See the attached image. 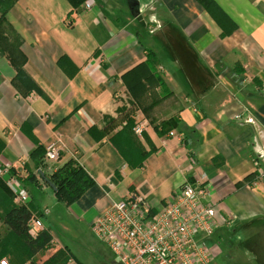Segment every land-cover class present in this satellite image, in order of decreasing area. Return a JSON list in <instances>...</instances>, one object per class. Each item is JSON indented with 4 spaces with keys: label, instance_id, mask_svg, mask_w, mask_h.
<instances>
[{
    "label": "crops",
    "instance_id": "crops-1",
    "mask_svg": "<svg viewBox=\"0 0 264 264\" xmlns=\"http://www.w3.org/2000/svg\"><path fill=\"white\" fill-rule=\"evenodd\" d=\"M86 1L17 0L0 25V165L24 178V164L36 171L37 145L61 143L59 160L43 173L76 155L94 184L63 206L74 225L90 228L131 191L158 208L185 179L205 176L207 202L229 221L207 240L211 254L226 264H264V178L256 167L264 171V0H211V11L198 0H91L88 10ZM92 64L99 68L89 73ZM20 69L30 84L15 80ZM129 119L147 122L136 137L153 148L136 169L109 140ZM168 119L178 124L173 137L157 130ZM20 184L29 194L30 183ZM31 206L48 212L51 229L48 207ZM51 235L55 249L83 264Z\"/></svg>",
    "mask_w": 264,
    "mask_h": 264
},
{
    "label": "built area",
    "instance_id": "built-area-1",
    "mask_svg": "<svg viewBox=\"0 0 264 264\" xmlns=\"http://www.w3.org/2000/svg\"><path fill=\"white\" fill-rule=\"evenodd\" d=\"M93 1H86L85 9H92ZM91 69V67H93ZM99 65L87 68L89 73ZM236 120L254 124L252 118L239 115ZM147 122L135 121L133 132L142 137ZM176 134L170 132L169 136ZM64 146L53 143L45 148L42 165L36 169L37 181H42L43 167L60 158ZM77 160L76 155H72ZM264 161V153H258ZM260 177L264 171L256 161ZM10 165H0V177L7 183L14 196V203L25 205L30 201L26 189L10 173ZM209 188L207 178L185 179L169 200L158 208L151 207L137 191H131L118 202L110 203L108 209L93 221L91 229L114 255L119 264H215L207 240L217 228L228 224V219L207 202ZM48 214L44 211L42 215ZM42 217H33L28 223V234L36 238L46 229ZM0 264H9L6 259ZM67 264H79L70 257Z\"/></svg>",
    "mask_w": 264,
    "mask_h": 264
},
{
    "label": "trees",
    "instance_id": "trees-1",
    "mask_svg": "<svg viewBox=\"0 0 264 264\" xmlns=\"http://www.w3.org/2000/svg\"><path fill=\"white\" fill-rule=\"evenodd\" d=\"M16 1L0 0V25L5 22L7 12L13 7ZM84 1L75 0L73 5L78 6ZM198 1L206 10L211 11V0ZM151 61L154 60L151 58ZM151 74L154 76L153 72ZM15 80H25V82L31 83L29 76L23 69L18 70ZM177 126L178 124L175 119H168L167 121L161 122L159 127L157 126V130L160 135H164ZM133 127L134 121L129 119L122 129L112 135L109 140L119 150L129 167L136 169L143 166V162L153 151V148L150 147L149 151L145 150L144 146L134 134ZM89 132L93 136L97 134L98 140L103 135L101 132L96 131L95 128H90ZM29 137L35 141L31 135ZM147 143L148 145L150 144L149 142ZM2 149L3 143L0 141V153ZM44 154L45 148L37 145L30 156L33 162V168L38 169L42 165ZM24 168L27 170V176L24 178L16 176L12 167L10 173L13 177L17 178L19 183H30L40 188L41 186L35 174L27 164H24ZM40 175L46 185H53L55 197L66 207L76 202L94 184L93 180L82 169L79 162L73 158L66 160L52 174L44 175L43 173V175ZM31 202L29 201L25 205L15 204L11 189L0 177V260L8 258L10 264H66L70 258V253L66 247L63 249H55L51 229L48 224L45 223L46 229L41 231L36 238H32L28 234V223L30 220L33 217L43 216L41 212L32 208ZM50 250H55V252L42 260Z\"/></svg>",
    "mask_w": 264,
    "mask_h": 264
},
{
    "label": "rangeland",
    "instance_id": "rangeland-1",
    "mask_svg": "<svg viewBox=\"0 0 264 264\" xmlns=\"http://www.w3.org/2000/svg\"><path fill=\"white\" fill-rule=\"evenodd\" d=\"M40 189L33 184L27 185V190L32 199L31 204L48 207L50 211L48 218L51 222L52 232L57 235L64 245L69 247L71 253L78 260L83 264H119L114 255L98 240L89 226L74 225L67 215L66 208L63 204L58 200L49 198L52 194L50 188L44 187L46 194ZM210 253L214 252L210 250ZM212 256L216 264H222L223 262L226 264L225 261H222L221 257H217L216 255Z\"/></svg>",
    "mask_w": 264,
    "mask_h": 264
},
{
    "label": "water",
    "instance_id": "water-1",
    "mask_svg": "<svg viewBox=\"0 0 264 264\" xmlns=\"http://www.w3.org/2000/svg\"><path fill=\"white\" fill-rule=\"evenodd\" d=\"M49 187H51V188H52V189L55 191V189H54L53 185L49 184Z\"/></svg>",
    "mask_w": 264,
    "mask_h": 264
}]
</instances>
